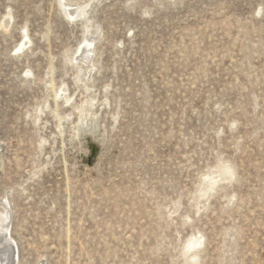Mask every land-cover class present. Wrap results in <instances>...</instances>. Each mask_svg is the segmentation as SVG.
I'll return each instance as SVG.
<instances>
[{
    "label": "rangeland",
    "instance_id": "rangeland-1",
    "mask_svg": "<svg viewBox=\"0 0 264 264\" xmlns=\"http://www.w3.org/2000/svg\"><path fill=\"white\" fill-rule=\"evenodd\" d=\"M62 1L0 0L12 264H264V0Z\"/></svg>",
    "mask_w": 264,
    "mask_h": 264
},
{
    "label": "bare ground",
    "instance_id": "bare-ground-1",
    "mask_svg": "<svg viewBox=\"0 0 264 264\" xmlns=\"http://www.w3.org/2000/svg\"><path fill=\"white\" fill-rule=\"evenodd\" d=\"M63 5H64V0L62 1V3H60L61 7H63ZM66 16L69 19H72L74 17V14L73 13H71V14L67 13ZM8 27H9V21H5L4 22V28H8ZM26 40H27V33L24 30L23 35H22L23 47L25 46ZM82 62H85V61H82ZM79 69H80V71L82 70L81 68H79ZM86 73H87V71H86ZM220 175L224 176V172L220 173ZM216 178L218 179L217 176L216 177H209L208 176L205 179H206V181H208L210 187H214V185H216V181H215ZM8 205H9V203H8ZM2 208H3V211H0V264H12V259H13L12 255L14 253V249H13V242L14 241L12 239L11 232L9 230V225H10V217L8 216L9 211H6L4 206ZM14 244H15V242H14ZM196 245L200 246V243H198V242H196V244H194V243L190 244L189 243L187 246V249H191L193 246L195 247Z\"/></svg>",
    "mask_w": 264,
    "mask_h": 264
}]
</instances>
